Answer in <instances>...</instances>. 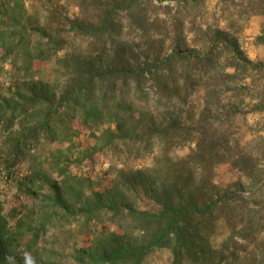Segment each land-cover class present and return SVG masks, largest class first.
Returning <instances> with one entry per match:
<instances>
[{
  "label": "trees",
  "instance_id": "16d2710c",
  "mask_svg": "<svg viewBox=\"0 0 264 264\" xmlns=\"http://www.w3.org/2000/svg\"><path fill=\"white\" fill-rule=\"evenodd\" d=\"M205 1L30 0L29 8L27 0H0L7 182L23 181L16 171L26 160L34 180L67 176L71 163L94 167L98 153L109 155L110 169L122 166L102 191L88 194L86 178L77 180L76 209L59 195L66 184L50 180L57 199L44 197L40 209L0 193V264H25L19 254L33 252L49 225L71 220L81 221L89 239L75 249V264H147L162 249L170 264H264V195L216 179L227 162L254 169L231 127L246 105L264 113V83L252 94L250 72L264 63L253 64L242 50L233 34L237 18L213 34L204 28ZM186 23L207 42L192 47ZM53 61L52 77L36 69ZM75 122L94 144L74 161L57 150L46 168L39 164L41 141H71L80 134ZM147 157L151 163L141 165ZM133 196L150 206L135 207ZM56 206L64 211L52 212Z\"/></svg>",
  "mask_w": 264,
  "mask_h": 264
},
{
  "label": "rangeland",
  "instance_id": "374dc122",
  "mask_svg": "<svg viewBox=\"0 0 264 264\" xmlns=\"http://www.w3.org/2000/svg\"><path fill=\"white\" fill-rule=\"evenodd\" d=\"M27 5L31 8L32 3L27 0ZM205 16L198 18L204 24V28L210 34H213L217 28H225L228 26V18H237L234 36L237 37L238 42L244 50L247 57L254 63H264V0H206L203 6ZM192 25L186 23V30H188V40L192 47L201 46L202 43L207 42L208 37L205 35L196 34L192 31ZM191 31H190V30ZM211 36V35H210ZM170 48H168L169 51ZM62 55V54H61ZM55 66L54 61L51 63H38L36 69H40L45 77H52V68ZM9 71V70H4ZM250 70L251 76L256 83L251 86L252 94L256 95L259 87L258 82L264 83V66L263 69ZM1 74V73H0ZM8 77V74H6ZM6 94V90L2 91ZM254 103V102H252ZM252 105H246L235 118L234 125L231 127V139L240 138V146L247 145L245 151L252 156L253 171L249 169L247 172L241 170L239 167L225 163L220 165L216 171L217 181L224 185H231L233 188H240L243 193L252 191L253 188L259 189V195H264V113L251 112ZM73 128L79 130V136H73L71 141L49 143L42 140L40 146L36 149L34 155L39 160V164L47 167L53 160L52 152L60 150L55 155L61 158H67L70 162L79 159L87 146L93 145L94 141L89 132L77 122L73 124ZM247 143V144H246ZM188 152L187 149L178 150L177 153L184 155ZM151 157L144 160L143 166L151 163ZM96 166L85 169L79 168L76 164L71 163L69 167V174L59 178L54 174L48 176L47 179L39 178L34 180L32 174L26 171L30 160L23 161L19 168L22 169L26 176L22 182L11 181L7 182L4 175L0 173V193H4L7 200L20 198L27 203L29 207L36 206L40 209L43 204L41 200L44 197L48 199H57L58 194L56 189L51 187L52 183L66 184L59 189V195L76 209L78 202L72 200L73 193H76L77 186L75 182L80 178L85 179V189L88 194L91 191L104 190L111 188L116 180V170L122 166L118 165L114 169H110L109 155L96 154ZM0 162H2L0 158ZM87 168V169H86ZM252 172V173H251ZM259 175L256 179L254 176ZM241 177V178H240ZM240 178V179H239ZM32 180L35 184L32 185ZM127 188V187H126ZM125 189V188H124ZM127 189H125L126 191ZM35 198V199H34ZM74 198V197H73ZM132 202L135 207L143 208L150 206L149 200L143 197L141 201L132 197ZM50 204V203H49ZM79 207V206H78ZM55 211H64L59 206H56ZM41 214V212H39ZM260 222L263 225L264 233V210L259 214ZM37 217V216H35ZM33 217V218H35ZM28 223L32 222V218L28 217ZM112 229V225L109 224ZM30 238V236H29ZM89 239L85 230L81 227V221L76 222L71 220L64 225H49L47 231L39 238L37 248L26 254L25 252L19 254L18 258H23L25 264H75L74 251L78 247L88 246ZM171 254L169 250L162 249L155 252L147 264H170ZM259 258L254 259L251 264H257ZM248 264V263H245Z\"/></svg>",
  "mask_w": 264,
  "mask_h": 264
},
{
  "label": "built area",
  "instance_id": "2783aa9c",
  "mask_svg": "<svg viewBox=\"0 0 264 264\" xmlns=\"http://www.w3.org/2000/svg\"><path fill=\"white\" fill-rule=\"evenodd\" d=\"M0 173L4 174V172H3V165H2L1 162H0ZM16 174H18L17 176H23L24 175L22 171H16Z\"/></svg>",
  "mask_w": 264,
  "mask_h": 264
},
{
  "label": "crops",
  "instance_id": "0c3cea01",
  "mask_svg": "<svg viewBox=\"0 0 264 264\" xmlns=\"http://www.w3.org/2000/svg\"><path fill=\"white\" fill-rule=\"evenodd\" d=\"M5 66H4V70H9L10 69V65L9 64H4ZM4 73H6L7 74V71H4ZM0 76H1V74H0Z\"/></svg>",
  "mask_w": 264,
  "mask_h": 264
}]
</instances>
